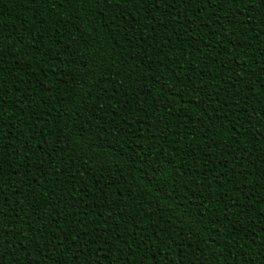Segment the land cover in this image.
Masks as SVG:
<instances>
[{"label": "trees", "instance_id": "16d2710c", "mask_svg": "<svg viewBox=\"0 0 264 264\" xmlns=\"http://www.w3.org/2000/svg\"><path fill=\"white\" fill-rule=\"evenodd\" d=\"M0 264H264V0H0Z\"/></svg>", "mask_w": 264, "mask_h": 264}]
</instances>
